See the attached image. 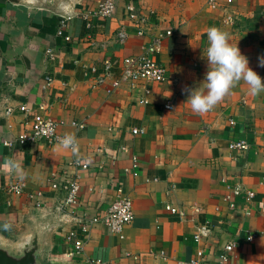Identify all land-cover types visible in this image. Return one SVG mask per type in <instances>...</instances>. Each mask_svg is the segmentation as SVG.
Returning <instances> with one entry per match:
<instances>
[{
  "label": "crops",
  "instance_id": "1",
  "mask_svg": "<svg viewBox=\"0 0 264 264\" xmlns=\"http://www.w3.org/2000/svg\"><path fill=\"white\" fill-rule=\"evenodd\" d=\"M101 1L0 0V165L11 158L23 172L21 178L0 166V240L16 251L37 233L40 264H179L193 258L200 264H264V93L251 95L241 80L206 113L186 102V89L198 87L207 71L211 27L228 33L264 82V0H114L110 18L86 20ZM128 5L148 17L147 35L136 34ZM227 17L232 24H224ZM120 27L128 32L123 45L115 41ZM168 29L173 34L155 56L166 70L163 82L113 88L121 73L115 67L95 83L104 61L138 56L153 34ZM143 98L146 104L139 103ZM168 101L172 110L164 108ZM23 105L27 115L19 111ZM36 114L59 122L61 136L74 133L76 153L58 144L20 143ZM237 141H245L247 150L229 148ZM72 161L87 168L76 169ZM52 175L62 181L78 176L72 213L58 210L65 191L49 187ZM10 184L20 185L21 195L7 192ZM118 187L134 213L123 237L101 222L82 233L80 222L104 217ZM37 192L41 198L30 200ZM201 227L207 231L195 243ZM73 229L84 248L69 256L72 245L64 239ZM229 244L233 248L225 252Z\"/></svg>",
  "mask_w": 264,
  "mask_h": 264
},
{
  "label": "built area",
  "instance_id": "2",
  "mask_svg": "<svg viewBox=\"0 0 264 264\" xmlns=\"http://www.w3.org/2000/svg\"><path fill=\"white\" fill-rule=\"evenodd\" d=\"M209 4L216 5L219 0H207ZM232 0H226L225 3L230 4ZM115 10L114 0H103L99 3L98 7L89 15L86 16V20L88 17H94L96 19H108L110 18ZM125 12L127 15V19L131 22L132 26L135 28V32L139 36L147 35L148 29V17L143 13L135 11V9L128 5L125 7ZM233 20L230 17L224 19V24H232ZM92 24L87 22L86 27L90 28ZM65 27V22L61 21L57 35H62V30ZM173 32L171 29L165 30L163 32H157L151 36L150 41L142 47L141 54L138 56L125 57L121 59V61H110L106 60L103 63V74L96 77L95 83L97 85L102 84L106 77H108L112 70L115 67H119L121 69L120 77L116 79L112 83L113 88H118L121 84L126 83L131 88H135L140 83H161L166 79V70L165 68L155 59L161 49L162 43L165 38L172 36ZM128 39V32L124 27H120L115 35V41L123 45L126 43ZM65 40H69V37H65ZM46 55L51 57L53 56V52L51 50L46 51ZM92 73H95V68L90 69ZM48 83L52 81L51 78H47ZM145 94H148V90H144ZM140 104H146L147 100L145 98L139 100ZM164 108L166 110H172L174 105L171 101L165 103ZM19 111L24 115H27L28 109L26 106H21ZM10 113V110L7 111ZM233 124V121L230 122ZM28 126L27 131H24L22 134L18 136V141L20 143H36L42 142L48 145L58 144V138L61 135L58 133V127L60 125L59 122L45 117L40 114H36L29 121L25 123ZM81 127V126H80ZM143 133L142 130H133L132 134L137 135ZM230 149L234 150H247L248 144L245 141H237L233 142L229 146ZM133 168L136 167V161L133 158ZM72 167L76 169H86L87 165L81 164L78 161H72L70 164ZM49 187L53 190H63L65 191V198L62 202L61 206L58 208L60 212H63V209L66 208L68 210L73 209L78 206L79 202V190L80 183L78 176L73 179L62 181L58 180L55 175H52L48 180ZM7 192L19 196L22 193V187L18 184H10L7 187ZM248 198L253 197L252 192L247 193ZM41 198V193L37 192L29 196L31 200H39ZM37 207L40 206V203L37 201ZM166 210L171 213H177L178 210L170 207H166ZM72 210H70L71 212ZM72 213V212H71ZM68 215V213H66ZM134 218L133 206L131 199L123 192L122 187H118L115 194V199L109 206L107 212L104 217L97 218L93 217L90 219H86L80 222L79 229L82 233L87 234L88 228L91 225H95L98 222L103 223L111 232V234L117 235L122 238V232L126 225L130 224ZM74 221L76 218H73ZM207 229L205 227H201L197 230V233L193 237V241L198 243L200 238L205 235ZM251 237H248L250 240ZM65 242L72 245V252L68 255L71 256L73 254H77L83 251L84 248V240L79 239L77 237V231L75 229L68 231L65 236ZM233 248L232 244L227 245L224 248L225 252L231 251ZM198 256H200V252H198ZM225 255L222 256L224 259ZM89 264H114L110 261H102L99 259L92 260ZM179 264H200V260L198 258H193L187 262H181Z\"/></svg>",
  "mask_w": 264,
  "mask_h": 264
},
{
  "label": "clouds",
  "instance_id": "3",
  "mask_svg": "<svg viewBox=\"0 0 264 264\" xmlns=\"http://www.w3.org/2000/svg\"><path fill=\"white\" fill-rule=\"evenodd\" d=\"M207 40L205 60L208 67L203 81L198 87L186 89V102L194 112L206 113L212 110L241 80L249 86L251 95L264 93V82L249 68L248 59L241 54L237 44L229 43L228 33L211 27L207 31ZM260 64L264 66V58ZM58 146L76 153L78 145L75 134L65 133L59 137ZM0 166L19 173L23 178L19 164L13 159H7Z\"/></svg>",
  "mask_w": 264,
  "mask_h": 264
},
{
  "label": "water",
  "instance_id": "4",
  "mask_svg": "<svg viewBox=\"0 0 264 264\" xmlns=\"http://www.w3.org/2000/svg\"><path fill=\"white\" fill-rule=\"evenodd\" d=\"M40 250L41 243L37 233L16 251L0 240V264H40L38 260Z\"/></svg>",
  "mask_w": 264,
  "mask_h": 264
}]
</instances>
